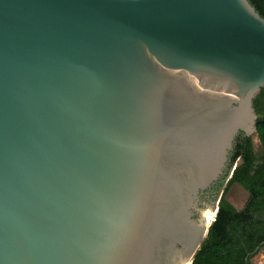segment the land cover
<instances>
[{
  "label": "water",
  "instance_id": "95a60500",
  "mask_svg": "<svg viewBox=\"0 0 264 264\" xmlns=\"http://www.w3.org/2000/svg\"><path fill=\"white\" fill-rule=\"evenodd\" d=\"M263 87L249 0H0V264H193Z\"/></svg>",
  "mask_w": 264,
  "mask_h": 264
},
{
  "label": "trees",
  "instance_id": "16d2710c",
  "mask_svg": "<svg viewBox=\"0 0 264 264\" xmlns=\"http://www.w3.org/2000/svg\"><path fill=\"white\" fill-rule=\"evenodd\" d=\"M249 1L264 18V0ZM254 107L259 115L257 136L263 151L255 152L250 137L241 134L237 138L231 162L238 165L193 264H252L259 249L264 248V87ZM233 184L241 185L250 194L240 210L226 199V192ZM216 186L217 190L221 188V184Z\"/></svg>",
  "mask_w": 264,
  "mask_h": 264
},
{
  "label": "rangeland",
  "instance_id": "374dc122",
  "mask_svg": "<svg viewBox=\"0 0 264 264\" xmlns=\"http://www.w3.org/2000/svg\"><path fill=\"white\" fill-rule=\"evenodd\" d=\"M253 147L256 153L263 151L262 145L259 141L257 134L252 137ZM226 188V187H225ZM247 193L238 184H233L226 192V199L232 203L236 208H242L247 200ZM252 264H264V248L253 259Z\"/></svg>",
  "mask_w": 264,
  "mask_h": 264
},
{
  "label": "flooded vegetation",
  "instance_id": "af4514ba",
  "mask_svg": "<svg viewBox=\"0 0 264 264\" xmlns=\"http://www.w3.org/2000/svg\"><path fill=\"white\" fill-rule=\"evenodd\" d=\"M243 137H247V136H245L244 134H243ZM233 154V153H232ZM237 165H238V162H237ZM221 183V182H220ZM219 183V184H220ZM239 185V184H238ZM239 186H241V185H239ZM242 187V186H241ZM217 186H214V187H212L208 192H206L205 193V195H204V197H203V199L204 200H206V201H208V202H212L213 201V199L215 198V195H216V193H217ZM243 189H244V191L247 193V200H246V202L248 201V199H249V197H250V194L248 193V191L244 188V187H242ZM246 202H245V204H246ZM232 204V203H231ZM245 204H244V206H245ZM233 205V204H232ZM234 206V205H233ZM243 206V207H244ZM235 207V206H234ZM242 207V208H243ZM242 208H240V209H242ZM238 210H240L239 208H237Z\"/></svg>",
  "mask_w": 264,
  "mask_h": 264
},
{
  "label": "bare ground",
  "instance_id": "6f19581e",
  "mask_svg": "<svg viewBox=\"0 0 264 264\" xmlns=\"http://www.w3.org/2000/svg\"><path fill=\"white\" fill-rule=\"evenodd\" d=\"M214 215H215V213L214 212H211V215H210V218L209 219L213 221Z\"/></svg>",
  "mask_w": 264,
  "mask_h": 264
}]
</instances>
